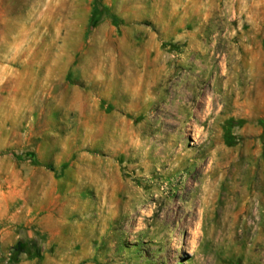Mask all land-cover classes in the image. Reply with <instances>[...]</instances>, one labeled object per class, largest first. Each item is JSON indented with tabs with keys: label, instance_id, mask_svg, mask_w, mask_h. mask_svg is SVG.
Here are the masks:
<instances>
[{
	"label": "rangeland",
	"instance_id": "obj_1",
	"mask_svg": "<svg viewBox=\"0 0 264 264\" xmlns=\"http://www.w3.org/2000/svg\"><path fill=\"white\" fill-rule=\"evenodd\" d=\"M164 3L0 0V264H264V0Z\"/></svg>",
	"mask_w": 264,
	"mask_h": 264
},
{
	"label": "crops",
	"instance_id": "obj_2",
	"mask_svg": "<svg viewBox=\"0 0 264 264\" xmlns=\"http://www.w3.org/2000/svg\"><path fill=\"white\" fill-rule=\"evenodd\" d=\"M164 1L165 0H159V1H157V3L156 2L154 3L153 0H111L112 6H114L115 9H117V11L122 12L121 17L117 16L116 14H114L112 17H110L111 25L114 27L124 25L125 23H124V20L122 18L134 17V15L135 14L137 15L138 12L143 13V18L144 17L149 18V17H151L152 12H156V11L162 12L163 9L166 11L167 7H166V5H165L166 3H164ZM162 4H164V5H162ZM157 7H159V8H157ZM94 10H95V8H94ZM94 10H90V11H94ZM91 15H92V13H91ZM90 17H93V16H90ZM95 17H97V16H95ZM95 17H93V18H95ZM93 18L92 19L89 18V19L93 20ZM89 19H88V21H89ZM100 20H101V18H99V20L93 21L94 22L93 24L95 25L97 22L99 23ZM98 25L96 24V26H98ZM68 26L71 27V24H69ZM17 56H18V54H17ZM52 56H54V55H52ZM47 58L50 59L51 56H49ZM55 58L56 57L54 56L53 59H55ZM25 59L26 60L31 59V62L28 61L26 63V65H30V67H31V68H28V67L26 68L31 73V75H35L36 73L40 72L39 63L35 62V59H38L37 54L31 53ZM7 71H8V69L0 67V83L3 80L2 76H4ZM44 72H45L44 75L46 77H48L46 79L49 80L53 70L51 68H46L44 70ZM32 84H34V81H32ZM54 182L56 185L57 181H54ZM27 210H28L27 215H29L30 214L29 212H31L33 210L32 204L28 205ZM34 219H35V217H24L25 222H33ZM46 220H48V219H40V222H42L44 227L48 228V227L53 226L55 228L57 226L56 222H54V224L51 225L50 221L49 220L46 221ZM13 222H16V221L13 220Z\"/></svg>",
	"mask_w": 264,
	"mask_h": 264
}]
</instances>
